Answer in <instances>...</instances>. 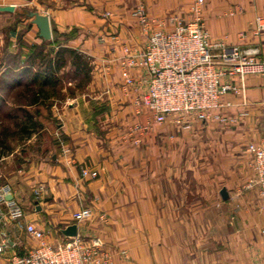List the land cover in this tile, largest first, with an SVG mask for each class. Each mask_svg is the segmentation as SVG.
<instances>
[{
  "label": "crops",
  "instance_id": "0c3cea01",
  "mask_svg": "<svg viewBox=\"0 0 264 264\" xmlns=\"http://www.w3.org/2000/svg\"><path fill=\"white\" fill-rule=\"evenodd\" d=\"M195 1L0 0L14 5L0 8V76H9L8 86L25 84L37 65L29 58L51 48L74 50L89 63L87 77L77 75L84 79H58L61 97L51 95L49 110L33 113L39 123L21 144L0 145V186L10 185L11 199L24 209L17 220L0 209L6 241L0 264L36 244L28 222L43 228L50 243L62 241L61 228L75 222L81 235L111 250L116 264H264V202L257 188L245 186L253 168L247 144L264 145V72L234 77L243 89L228 91L213 111L224 121L188 114L156 123L133 104L146 69H130L136 84L124 79L122 62L148 38L132 11L142 6L169 28L174 15L192 19ZM201 6L212 42L255 49L264 61V27L255 32L257 17L264 22V0ZM25 8L49 14L51 39L39 36ZM0 97L12 103L1 91ZM136 123L144 126L139 143ZM83 168L98 174L84 175ZM84 206L92 215L76 222L72 213Z\"/></svg>",
  "mask_w": 264,
  "mask_h": 264
},
{
  "label": "built area",
  "instance_id": "2783aa9c",
  "mask_svg": "<svg viewBox=\"0 0 264 264\" xmlns=\"http://www.w3.org/2000/svg\"><path fill=\"white\" fill-rule=\"evenodd\" d=\"M203 2L195 1V14L190 20L172 16L169 28L160 21L155 22L142 6L132 11V15L142 23L148 38L143 49L129 54L122 62L124 79L128 84H136L130 69H146L147 76L141 78L145 88L137 86L133 104L136 111L141 107L147 108L156 123L165 122L169 115H176V121L180 122L188 114H194L201 120L216 118L224 121L226 117L213 111L224 104L223 98L228 91L240 92L243 89V80L237 84L234 77L243 79L247 73L264 72V61L257 58V50L211 41L202 17ZM257 21L255 32L264 27L260 16ZM143 127L136 123V134ZM133 141L140 142L139 134ZM246 149L253 158V168L245 186L257 188L264 202V145L251 141ZM64 151L70 153L68 147ZM81 172L92 176L98 174L97 170L85 168ZM10 192V185L0 186V209L2 207L8 217L17 220L23 216L24 209L19 202L6 199V194ZM91 215L89 206L72 213L76 222L87 220ZM25 231L37 242L22 254H12V264H116L111 250L99 239H89L78 232L74 237L50 243L46 240L45 230L33 222L26 223ZM5 245L6 241L1 240L0 252Z\"/></svg>",
  "mask_w": 264,
  "mask_h": 264
},
{
  "label": "rangeland",
  "instance_id": "374dc122",
  "mask_svg": "<svg viewBox=\"0 0 264 264\" xmlns=\"http://www.w3.org/2000/svg\"><path fill=\"white\" fill-rule=\"evenodd\" d=\"M56 50L57 49L53 50V48H51L50 50L37 55L36 58L35 56L34 57L32 56L29 59L32 60L34 58V63L37 64L35 68L36 70L45 69V65L48 63V60L50 59V57L53 58L52 63L55 64L56 62L55 60H57V56L55 54ZM74 72H75V66L71 58L70 60H68V58L66 57L61 67L55 72V76L58 79L60 78V80L65 79L66 81H70L71 77H74V80L77 79L76 77H78L79 80L84 79L83 75L77 76L78 73H74ZM8 78H9L8 75L0 76L1 94L4 95L3 98L11 99V102H12V103L7 104L5 103V101H3V99H0V138L3 137L6 144H8V146L11 149L22 143V140H23L22 137L24 135L20 128H21V124L25 120L26 111H30L31 109L33 112H35L36 110L39 109L40 115H41L49 110L50 101L43 100V102L40 105V108H38L39 106H32L29 109L27 107L21 106L20 104H23V102L26 101V99L28 101V99L32 97V94L30 91L23 92L25 91L26 84L28 83L29 85L37 89L40 87V81L39 82L37 81L36 83H34L31 80L32 73H29V76H27L25 84L20 85V87L14 86V85L8 86L7 83L10 80ZM4 81H6V83ZM3 84H6V85L4 86ZM46 87L47 88H45L46 89L45 91H47L50 94L53 93V95H56L57 97H61V92H60L61 86H59V84L56 88H53V86L51 85L50 86L48 85ZM66 89L68 92L70 93L72 92V89L70 88V86H67Z\"/></svg>",
  "mask_w": 264,
  "mask_h": 264
},
{
  "label": "trees",
  "instance_id": "16d2710c",
  "mask_svg": "<svg viewBox=\"0 0 264 264\" xmlns=\"http://www.w3.org/2000/svg\"><path fill=\"white\" fill-rule=\"evenodd\" d=\"M33 53L35 52L33 51L31 54ZM39 54L40 53H38L37 55ZM55 54L57 56V60H55L56 61L55 64L52 63L53 58L50 57V59L48 60V63L45 65V69H38L34 71L31 70V73H32L31 80L34 83H36L37 81L38 82L40 81V87L36 89L33 86L29 85L28 83L26 84L25 91L23 92L30 91L32 94V97L28 99V101L26 99V101L23 102L24 104L26 105L34 104V106H39L38 108H40V105L43 102V100H46L48 97L53 95V93L50 94L47 91H45L46 90L45 88H47L46 86L48 85L53 86V88L57 87L56 85L58 84V78L55 76V72L61 67L64 59L66 58V55H69L71 57V60L75 66L76 72L84 73L86 74L85 76L87 77V70L89 68L88 60L83 58L76 51L61 46L56 50ZM37 55L34 54L35 58ZM32 61H34V58L32 59ZM39 97H42L43 99L38 101ZM33 113L40 115V110L38 109L35 112L32 111V114L30 113V111H26L25 120L21 124V128H20L23 132V135H26V136L29 135L37 127L39 123L33 118L32 116ZM0 145L6 147L7 149H10V147L8 146V144H6L3 137L0 138Z\"/></svg>",
  "mask_w": 264,
  "mask_h": 264
},
{
  "label": "water",
  "instance_id": "95a60500",
  "mask_svg": "<svg viewBox=\"0 0 264 264\" xmlns=\"http://www.w3.org/2000/svg\"><path fill=\"white\" fill-rule=\"evenodd\" d=\"M13 4H7L0 6L1 9L11 10L13 9ZM24 14L27 17L31 18V23H35L38 27V34L45 40H49L52 38V27L50 22V17L48 13L45 12H39L35 9L31 8H25ZM220 193L223 197H227L228 193L225 187H222L220 190ZM6 199H11L12 194L8 193L6 194ZM0 214V218H1ZM61 232L64 234L65 237H74L78 233V225L77 223H69L63 228H61Z\"/></svg>",
  "mask_w": 264,
  "mask_h": 264
}]
</instances>
